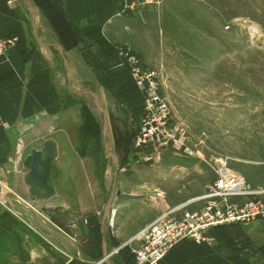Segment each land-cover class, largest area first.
<instances>
[{"label":"rangeland","instance_id":"rangeland-1","mask_svg":"<svg viewBox=\"0 0 264 264\" xmlns=\"http://www.w3.org/2000/svg\"><path fill=\"white\" fill-rule=\"evenodd\" d=\"M40 4L44 12L50 10L46 0ZM144 7L150 8L138 22L144 54L134 55L142 68L159 73L162 95L188 128L196 154L133 157L134 122L123 129L118 117L128 115L116 96L94 99L95 113L88 107L82 112L77 133L63 131L72 139L58 147L52 164L54 195L39 199L30 193L22 159L13 163L12 177H0V211L14 215L29 241L28 258L17 264L94 263L102 254L103 225L114 244L127 236L122 234L135 219L156 217L159 205L167 209L203 195L223 165L264 188V0H156ZM122 46L136 52L132 43ZM105 82L113 87L112 80ZM97 107L113 120L108 133ZM42 142L32 146L41 149ZM203 205L196 199L186 209ZM92 215L98 224L90 227L86 220ZM234 231L245 236L242 228ZM131 237L123 242L132 246L111 261H132ZM243 242L251 255H264V246L253 250ZM19 258L12 250L10 260Z\"/></svg>","mask_w":264,"mask_h":264},{"label":"crops","instance_id":"crops-1","mask_svg":"<svg viewBox=\"0 0 264 264\" xmlns=\"http://www.w3.org/2000/svg\"><path fill=\"white\" fill-rule=\"evenodd\" d=\"M46 4L51 12L43 11L40 0H0V38L17 37L6 57H0L2 178L13 176V163L22 159L23 164L35 147L33 144L52 139L58 149L71 142L64 129L77 133L83 122V109L88 107L95 113L94 99L117 97L122 112L128 115L118 117L123 129L133 122L136 125L143 112L142 95L131 74L129 57L144 54L138 22L150 8L127 9L125 0H46ZM123 42L132 43L136 52L124 48ZM94 80L100 85L99 90H93ZM106 80H112V88ZM78 85H83V89ZM103 108L99 110L104 118V132L108 133L113 120H107ZM143 220L135 219L133 225L127 226V233L122 234L127 236L114 244L109 226H102L100 221L105 232L103 257L148 223ZM235 228H242L245 236L236 237ZM212 233L213 243L185 240L168 253L162 264H264V255H251L243 242L249 241L253 250L264 246V219L218 227ZM28 242L14 215L1 210L0 264H17L28 258ZM12 250L20 254L17 261L10 260ZM110 262L103 264H119Z\"/></svg>","mask_w":264,"mask_h":264},{"label":"built area","instance_id":"built-area-1","mask_svg":"<svg viewBox=\"0 0 264 264\" xmlns=\"http://www.w3.org/2000/svg\"><path fill=\"white\" fill-rule=\"evenodd\" d=\"M125 8L136 10L156 0H125ZM17 42V37L0 38V57H6ZM131 74L142 95V115L129 145L130 154L138 159H153L165 152L192 156L196 150L190 144V132L163 97L158 72L142 68L136 56H130ZM218 167L214 181L206 192L190 199L186 204L160 206V212L132 237L133 264H162L168 253L179 243L212 242L213 231L229 225H246L264 219V188L252 185L244 176L224 167ZM156 198L161 192L154 193ZM202 199L204 205L195 211L186 209L193 200ZM112 222V221H111ZM129 242L113 247L94 264L110 262L120 255Z\"/></svg>","mask_w":264,"mask_h":264},{"label":"water","instance_id":"water-1","mask_svg":"<svg viewBox=\"0 0 264 264\" xmlns=\"http://www.w3.org/2000/svg\"><path fill=\"white\" fill-rule=\"evenodd\" d=\"M57 156V145L52 140H46L41 149L33 148L23 161L28 169L25 182L30 187V193L39 199L50 198L55 194L49 177L52 173V164ZM97 224L94 215L87 218V226L93 227Z\"/></svg>","mask_w":264,"mask_h":264},{"label":"trees","instance_id":"trees-1","mask_svg":"<svg viewBox=\"0 0 264 264\" xmlns=\"http://www.w3.org/2000/svg\"><path fill=\"white\" fill-rule=\"evenodd\" d=\"M75 44V43H74ZM85 109H83V113L85 112L84 111ZM95 244V246H98V242H95L94 243ZM98 251V250H97ZM125 250H122L121 251V257H122V254H123V252H124ZM99 252V251H98ZM101 255V256H100ZM125 256H127V254H125ZM128 256H130V255H128ZM103 257V254H100V252L95 256V258H99V259H101ZM131 260V259H130ZM128 261V260H127ZM130 262V261H129ZM133 262H134V260H133V256H132V261L130 262V263H127V264H133Z\"/></svg>","mask_w":264,"mask_h":264}]
</instances>
